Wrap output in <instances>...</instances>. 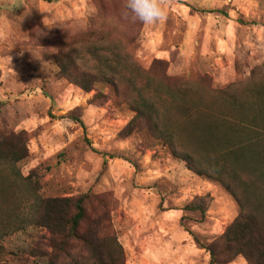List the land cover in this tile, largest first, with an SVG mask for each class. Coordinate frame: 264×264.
Masks as SVG:
<instances>
[{"label": "rangeland", "instance_id": "rangeland-1", "mask_svg": "<svg viewBox=\"0 0 264 264\" xmlns=\"http://www.w3.org/2000/svg\"><path fill=\"white\" fill-rule=\"evenodd\" d=\"M160 3L166 19L146 25L125 0H0V135L24 133L28 156L18 168L30 177L18 181L24 228L1 241L0 260L69 264L87 256L76 244L54 248L49 230L29 218L37 199L87 193L88 220L104 213L124 264H209L205 246L239 214L233 196L143 128L127 133L133 112L111 86L84 91L55 61L69 47L87 48L82 39L93 31L90 40L104 36L174 83L238 97L264 83V0ZM228 264L247 263L238 256Z\"/></svg>", "mask_w": 264, "mask_h": 264}, {"label": "trees", "instance_id": "trees-1", "mask_svg": "<svg viewBox=\"0 0 264 264\" xmlns=\"http://www.w3.org/2000/svg\"><path fill=\"white\" fill-rule=\"evenodd\" d=\"M92 35L93 31L82 39L87 48L69 47L56 54L59 74L84 91L97 83L111 86L115 97L133 112L127 133L143 128L188 169L219 182L233 196L239 214L205 246L209 264H228L238 256L247 264H264V83L242 97L230 88L174 83L143 68L104 36L90 40ZM27 156L24 133L0 135V246L5 237L24 228L18 181L30 177L21 175L18 163ZM88 199L87 193L37 199L29 209L30 224L47 228L54 248L76 244L89 253L69 264H124L121 244L103 230L104 213L88 220ZM186 208L203 210L198 203Z\"/></svg>", "mask_w": 264, "mask_h": 264}, {"label": "clouds", "instance_id": "clouds-1", "mask_svg": "<svg viewBox=\"0 0 264 264\" xmlns=\"http://www.w3.org/2000/svg\"><path fill=\"white\" fill-rule=\"evenodd\" d=\"M125 7L132 19L141 24L154 25L166 19L160 0H125Z\"/></svg>", "mask_w": 264, "mask_h": 264}]
</instances>
